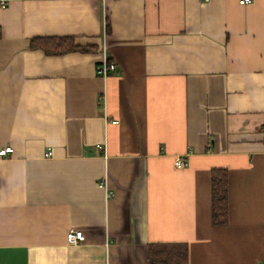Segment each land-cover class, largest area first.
Instances as JSON below:
<instances>
[{"label":"crops","instance_id":"1","mask_svg":"<svg viewBox=\"0 0 264 264\" xmlns=\"http://www.w3.org/2000/svg\"><path fill=\"white\" fill-rule=\"evenodd\" d=\"M0 28V264H264V0H0ZM62 36L96 50L31 47Z\"/></svg>","mask_w":264,"mask_h":264},{"label":"trees","instance_id":"2","mask_svg":"<svg viewBox=\"0 0 264 264\" xmlns=\"http://www.w3.org/2000/svg\"><path fill=\"white\" fill-rule=\"evenodd\" d=\"M106 33L111 26L106 19ZM3 30L0 28V38ZM32 48H40L47 54H64L72 51L92 52L95 45H80L73 36L36 37L31 40ZM109 59V58H108ZM109 61H112L109 59ZM229 174L226 168H213L211 171L212 222L224 225L229 217ZM147 264H189V251L186 243H151L148 245Z\"/></svg>","mask_w":264,"mask_h":264},{"label":"built area","instance_id":"3","mask_svg":"<svg viewBox=\"0 0 264 264\" xmlns=\"http://www.w3.org/2000/svg\"><path fill=\"white\" fill-rule=\"evenodd\" d=\"M253 0H239V3L241 5H246L252 3ZM116 64L113 61H109L108 57L106 54H104V60L103 62L99 63L97 65L96 72L98 75L107 77L113 73L116 72ZM116 123L117 121H113ZM14 148L11 146H7L3 149L0 150V156H7L8 154L13 153ZM47 154L50 156L52 155V151L49 149ZM184 160L178 159L177 160V165L182 167L184 165ZM86 236L85 233L82 230H71L68 233L67 240L69 244H78L79 242H83L85 240Z\"/></svg>","mask_w":264,"mask_h":264}]
</instances>
